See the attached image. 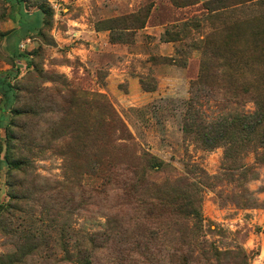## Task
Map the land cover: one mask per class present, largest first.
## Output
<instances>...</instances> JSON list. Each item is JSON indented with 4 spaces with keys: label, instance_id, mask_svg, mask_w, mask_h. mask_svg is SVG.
I'll return each instance as SVG.
<instances>
[{
    "label": "rangeland",
    "instance_id": "374dc122",
    "mask_svg": "<svg viewBox=\"0 0 264 264\" xmlns=\"http://www.w3.org/2000/svg\"><path fill=\"white\" fill-rule=\"evenodd\" d=\"M206 1L28 0L25 22L44 18V25L22 37L18 11L0 0V88L11 78L16 94L9 112L0 94V264H140L141 251L111 234L117 224L162 231L156 240L147 233L138 239L151 264H264V162L250 146L225 165V147L205 149L182 129L200 76L197 48L209 37L218 44L241 35L227 48L245 54L227 69L217 64L215 78H229V88L236 78L249 97L226 103L216 89L202 102L205 114L255 110L250 96L254 78H263L257 58L264 48L255 33L264 31V0H239L212 15L203 11ZM41 5L52 14L43 15ZM188 21L195 24L185 28ZM167 30L180 31V41L168 42ZM146 152L164 164L147 171L151 181L195 185L203 226L191 246L172 230L175 218L153 190L143 200L159 210L143 221L139 201L103 179L110 162ZM242 197L256 202L242 205ZM187 223L193 231L194 221ZM93 234L102 236L99 248L88 242Z\"/></svg>",
    "mask_w": 264,
    "mask_h": 264
},
{
    "label": "trees",
    "instance_id": "16d2710c",
    "mask_svg": "<svg viewBox=\"0 0 264 264\" xmlns=\"http://www.w3.org/2000/svg\"><path fill=\"white\" fill-rule=\"evenodd\" d=\"M11 4L13 10H17L19 19L17 24L24 32L22 37L29 35L31 31L36 30L40 32L44 25V18H37L33 24H28L24 20V13L28 11V0H6ZM172 4L177 7H188L193 5H198L200 0H171ZM237 2V3H236ZM240 4L239 0H210L202 4L203 11L206 14H213L219 10L226 9L231 5ZM39 10L43 15H51L52 11L47 8L45 5L39 6ZM14 15V14H13ZM210 16H208L209 18ZM207 18V19H208ZM15 20V16H13ZM192 21L186 22L185 28L188 26L194 25ZM145 22L140 26L143 28ZM184 28V29H185ZM165 35L168 38V42L180 41L181 35L180 31L170 32L166 31ZM238 41L241 39L240 34L228 35L224 42L221 43H212V40L206 38L202 42V46H199L197 50L201 49L203 53V59L201 61V70L199 78L191 84V98L187 103L186 112L183 120V132L187 137H191L203 148L208 150H213L217 147L223 146L226 149L225 152V165L228 162L233 161L234 154L239 153L240 151L249 148L251 146L254 149L256 155V162H264V48L261 47L258 51L257 65L262 64V71L259 77L263 78H254L255 92L251 94L250 98L253 99L255 110L249 113H243L240 111H234L217 118H210L205 114L204 107L206 102L211 100L214 97V91L216 89L223 90L227 97L222 98V101L228 103L230 97L239 99L240 101L244 100L248 96V91L244 89L243 84L237 83L236 78H232L234 85L236 87L229 88V78H215L216 69L219 67L217 64H223L224 67L229 68L234 64L238 63V57L242 54H245L246 51L233 50L227 48L229 46V40ZM211 40V41H210ZM263 40L264 43V31H259L255 33V41L261 43ZM13 58L21 59L25 56L17 55L12 56ZM255 61V58L252 59ZM232 63V65H231ZM4 85L3 89L0 88V94L3 95V110L11 109V103L16 100V94L14 93L15 86H13L11 78H4L2 81ZM1 90L3 92L1 93ZM12 101V102H11ZM11 104V105H9ZM7 106V108H6ZM114 118V114L112 115ZM125 132V130H124ZM130 139V138H128ZM7 145L3 144L1 146L2 151L5 148L4 160L8 166H15L16 161L10 158L8 151L6 149ZM115 162V161H113ZM233 163V162H232ZM164 164L155 156L149 153H143L140 156L133 155L132 158L126 162H116L109 163L105 167L104 180L108 183H115L123 191L126 196V200H129L130 197L137 199L139 201L140 208L142 206L145 211V217L142 216V220L145 221L147 217H150L154 214L155 210H159V206L163 208L166 212H171L172 216L175 218L172 225V230L178 234L182 242L191 246L190 240L191 236L193 237L196 231L202 230V219L199 210V204L196 200V188L195 185L185 180L184 178L176 179L172 184L164 183L159 185L148 178V170H157L162 171ZM251 169H247V173ZM245 175V174H244ZM103 181L102 178H99ZM101 182V186H103ZM100 188V186H98ZM156 195H159L157 199V204H146L143 200L144 191H151ZM98 192L99 190H95ZM245 191V190H244ZM247 192V191H245ZM242 205H249L252 201L256 202L253 198H244L242 197ZM150 211H149V207ZM137 208V209H138ZM187 220L194 221V230L192 231L189 228ZM145 226V225H144ZM153 229V230H151ZM111 234L121 235L122 238H126L129 248L127 250L135 251L140 250L141 257L143 258L140 264H151L150 259H152L149 254L145 253L148 251V245L142 244L138 241L141 238H144L145 233L148 234L146 237L148 240H156L158 235L162 233L161 230H156L150 227H141L136 226L134 231L130 232L126 229L125 226L117 224V226L112 227ZM133 235V236H132ZM104 236V235H103ZM92 240L89 238L90 242L95 248H99L100 238L102 237L99 234L91 235ZM84 237H82L83 239ZM108 239H114L112 236H109ZM136 239V240H135ZM95 240L96 243H95ZM95 244V245H94ZM138 261H136L137 263ZM81 264H91V262H84Z\"/></svg>",
    "mask_w": 264,
    "mask_h": 264
},
{
    "label": "built area",
    "instance_id": "2783aa9c",
    "mask_svg": "<svg viewBox=\"0 0 264 264\" xmlns=\"http://www.w3.org/2000/svg\"><path fill=\"white\" fill-rule=\"evenodd\" d=\"M20 48L21 49H24L25 48V44L24 43H21Z\"/></svg>",
    "mask_w": 264,
    "mask_h": 264
},
{
    "label": "crops",
    "instance_id": "0c3cea01",
    "mask_svg": "<svg viewBox=\"0 0 264 264\" xmlns=\"http://www.w3.org/2000/svg\"><path fill=\"white\" fill-rule=\"evenodd\" d=\"M200 1H202V2H203V1H205V0H200Z\"/></svg>",
    "mask_w": 264,
    "mask_h": 264
}]
</instances>
